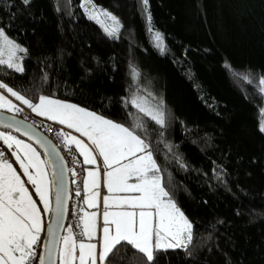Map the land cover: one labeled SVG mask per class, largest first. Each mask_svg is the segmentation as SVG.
I'll return each instance as SVG.
<instances>
[{"label":"trees","instance_id":"1","mask_svg":"<svg viewBox=\"0 0 264 264\" xmlns=\"http://www.w3.org/2000/svg\"><path fill=\"white\" fill-rule=\"evenodd\" d=\"M93 2L118 17V37L89 19L81 0H0V27L28 50L25 72L0 80L33 102L75 103L150 145L163 186L193 225L189 247L161 249L154 264H264V0H148L150 23L141 0ZM133 100L152 109L162 100L165 127ZM66 226L81 227L69 215ZM113 261L144 264L127 245Z\"/></svg>","mask_w":264,"mask_h":264},{"label":"snow or ice","instance_id":"2","mask_svg":"<svg viewBox=\"0 0 264 264\" xmlns=\"http://www.w3.org/2000/svg\"><path fill=\"white\" fill-rule=\"evenodd\" d=\"M20 3L28 6L31 0H20ZM141 5L150 23L148 0H141ZM80 6L85 9L88 18L95 20L109 38L118 37L122 27L118 17L107 10L98 9L93 0H81ZM149 31L152 32L153 29L150 27ZM154 40L155 46L159 48L161 54H164L167 49L163 44L162 34L155 32ZM27 51L10 38L3 27H0V72L10 69L15 73L23 74L25 68L21 61L24 56L17 54L26 55ZM225 67L230 69V65L226 64ZM133 72L135 74V69ZM242 78L247 83H252L247 76ZM44 79L47 80L46 75ZM257 87L264 95V77L259 79ZM0 90L15 97L37 116L66 125L67 128L74 129L87 137L102 157L105 168L112 169L103 173V186L109 193H136L132 196H103L102 235L98 233L94 236V231L97 229L96 212H84L83 216L79 217L83 230L78 235L87 238L89 242L85 243L84 240L78 242L75 239L77 234L71 231L68 235L61 237L59 229L65 212L62 189L57 188L55 208H50L49 184L54 181H49L45 171V167L50 163L54 166L55 161L41 160L31 145L24 144L10 134L0 132V140H3L9 149L15 144L18 150H23V159L15 152L13 155L27 176V182L35 186V192L43 203V212L53 213L56 224L55 228L52 224L47 226L45 252L37 254L34 251V245L40 240L42 231L40 209L28 194V189L12 165L7 160L0 161V264H32L34 259H38L39 264H57V261L59 264H77V262L78 264H114L113 257L118 255L120 248L124 245L140 254L144 264H154L155 253L161 249L189 247L193 240V225L163 186L162 175H157L161 173V169L153 159V153L149 150L150 145L141 136L128 127L66 101L40 95L38 102H33L3 80H0ZM132 104L161 128L165 127L162 100L157 103L155 109L145 108L136 100H133ZM0 109L21 111L2 93H0ZM261 111L264 115V109ZM5 126L13 127V125ZM135 127L143 129L144 125L137 123ZM260 130L264 132V121L261 123ZM56 135L57 138L63 137L65 142L75 143L81 155L84 156L86 164L96 163V158L89 148L75 136H67L63 132H57ZM29 138L31 139V136ZM40 142L45 143L44 140ZM45 154L49 157L59 155L54 146L51 152ZM130 156L134 159L126 164H120L122 160H128ZM62 159L61 157V161ZM29 169H34L35 174H31ZM133 176L138 182L129 184L128 180ZM97 178V171H88V178L84 180L86 192L89 190V185L93 189L99 186ZM76 195L79 196L80 192L77 191ZM98 196L99 193L92 192L84 203L89 207H98ZM125 204L139 211H109L110 207L119 208ZM239 214L238 211L237 215ZM93 239H96L97 243H91Z\"/></svg>","mask_w":264,"mask_h":264},{"label":"rangeland","instance_id":"3","mask_svg":"<svg viewBox=\"0 0 264 264\" xmlns=\"http://www.w3.org/2000/svg\"><path fill=\"white\" fill-rule=\"evenodd\" d=\"M80 5H81V3H80ZM95 5H96V4H95ZM96 7H97L98 9H104V8L98 6V5H96ZM81 9L83 10L84 14L88 17V14L86 13L85 9H84V8H81ZM104 10H105V9H104ZM102 19H103V18H102ZM91 20H92V19H91ZM93 21H95V20H93ZM95 22H96V21H95ZM109 23H110V22H109ZM98 25H99V24H98ZM99 26H100V25H99ZM100 27H101V26H100ZM152 35H153V37H154V33H152ZM19 45H20V44H19ZM17 55H18V56H23V53H18ZM21 62H22V61H21ZM0 93H2V94H3L8 100H10V101L12 102L13 105H14V101H15V102H18V100H16L15 97H12V96H11L10 94H8L7 92H4L3 90H0ZM58 100H59V99H58ZM61 101H65V100H61ZM66 102H68V103H72V102H69V101H66ZM19 103H20V101H19ZM72 104H75V103H72ZM75 105H77V104H75ZM78 106H79V105H78ZM80 107H81V106H80ZM0 110L8 111V112H10V113H15V112H14V109H13L12 111H9V110H7V109H0ZM0 132L6 133V134H10V135L16 137V139L22 141L24 144L31 145V144L28 143L26 140L20 138L18 135L14 134V133H12V132H10V131H6V130H3V129H0ZM75 133L77 134V139L80 140L83 144H85V145L89 148V150L91 151L92 155L96 158V163H95V164H86V163L84 162V156L81 155L80 151H79V150L77 149V147H76V150H77L78 154L81 156L82 163H83V165H84V176H85V177H84V179H83V184H82V191L85 193V198H84V200H85L87 197H89V196L91 195L92 192L99 193V196L97 197V204H98V207H89L88 205H87V207H88V209H89V211H88L89 213H91V212H96V214H97V229L94 231V236L97 235L98 233H99L100 235H102V227H103V215H102V213H103V196H105V195H107V196H109V197H112L113 195H116V196H132V195H136V193H131V192L109 193L108 190H107V188L103 186V173H104L105 171H111L112 169H106V168H105V166H104V164H103V159H102V157L99 156L98 151L95 149L94 145H92L91 142L87 139V137L82 136L80 133H78V132H76V131H75ZM0 141L3 142V140H0ZM3 143H4V142H3ZM68 143H69V142H68ZM4 145H5V144H4ZM5 146L7 147V149H9L7 145H5ZM31 147H32L33 149H35L32 145H31ZM35 150H36V149H35ZM9 152H10V156H9V158H5V160H7L8 163H10V164L12 165V168L15 169L17 175L20 176L21 180L24 182V186L28 189V194L32 197L33 201L36 203L37 208L39 207L40 210L43 209V203L40 202V200H39V196H38V195L36 194V192H35V186L27 182V176L24 174L23 170L20 168V164H19V163L17 162V160H16V157L13 155V153L15 152L17 155H19V156L21 157V159H23V156H24L23 150H22V149H19V150H18L17 147H16V145L13 144V145H12V148L9 149ZM36 152L39 154V158H40L41 160L44 161V158L42 157V155H41L37 150H36ZM138 155H142V154H138ZM0 158H1V157H0ZM3 158H4V157H3ZM1 159H2V158H1ZM131 159H134V157H131V156H130L128 160H122V161L120 162V164H121V165L126 164V163H128ZM25 163H27V161H25ZM98 165H101V166H102V170L98 169ZM115 166H116V165H114V167H115ZM42 167H44V166L42 165ZM89 170H95V171L98 172V178H97V180H98V185H99V186L96 187L95 189H93V188L91 187V185H89V190L86 192L85 189H84V180L88 178V171H89ZM45 171H46L47 176H48V179H49V181H50V177H49V172H48L47 166L45 167ZM29 172H30L31 174H33V175L35 174L34 169H29ZM157 175H158V173H157ZM137 182H138V181L136 180L135 176L129 178V180H128V183H129V184H133V183H137ZM49 189H50V191H49V200L51 201V186H50V184H49ZM110 203H111V200H110ZM90 208H92V210H90ZM116 210H120V211H133V210H134V211H137V212L139 211V209H132V208H130V207H129L128 205H126V204H125V205H122V206L119 207V208H117V207H115V206L109 208V211H116ZM48 215H49V213H47V214L44 213V216H45V218H46V221H47V219H48ZM186 218H187V217H186ZM187 219H188V218H187ZM82 230H83V226H82V224H81V227H80V229H79V231H78V233H77V235H76L77 241L79 242L80 240H84L85 243H88L89 241L87 240V238H85V237H81V236L78 235ZM69 231H71V230H70V227L66 226V227H65L64 234H63L62 236L68 235V234H69ZM91 243H97V240H96V239H93V240L91 241ZM40 244H41V240L39 241V244H37V247H38V248H36V250H39V246H40ZM61 246H62V242H61ZM77 264H78V262H77Z\"/></svg>","mask_w":264,"mask_h":264},{"label":"built area","instance_id":"4","mask_svg":"<svg viewBox=\"0 0 264 264\" xmlns=\"http://www.w3.org/2000/svg\"><path fill=\"white\" fill-rule=\"evenodd\" d=\"M14 105L16 106V108L21 109V111L19 112L15 111L14 109V112L15 114H17V116L21 117L23 120L32 124L37 129H39L59 149L66 163V167L69 175V182H70V193H69L67 215H69V219L71 223L75 227H78L80 223L79 217H81L83 210V199L81 197V191H80L83 183V172L80 163V157L78 152L67 142H65V139L63 137L57 138L56 135L57 132H63L68 136L70 134H73V132L70 131V129H68L64 125L48 120L46 117L37 116L34 112H32V110H30L28 107H26L25 105L19 102L14 101ZM0 153H2V155L0 156L9 158L7 149L1 143H0ZM98 168L101 170V165H98ZM77 191L80 192L79 196L76 195ZM74 212L75 214H73ZM41 246H42V239H41V244L39 246V250H36V248H38L37 246L34 249V251L37 254H40ZM32 264H38V259H34Z\"/></svg>","mask_w":264,"mask_h":264},{"label":"water","instance_id":"5","mask_svg":"<svg viewBox=\"0 0 264 264\" xmlns=\"http://www.w3.org/2000/svg\"><path fill=\"white\" fill-rule=\"evenodd\" d=\"M22 122V123H21ZM5 125H13V127H6ZM0 127H3L9 131H12L14 133H17L27 140L31 141L33 144H35L40 151L43 154L44 161H49L50 159L55 161V164H48L47 169L49 172L50 181H54V183H50L51 186V201H50V208H55V193L57 188L62 189V197H63V205L65 208L64 212V218L61 221V227L59 229L60 236L62 237L63 230L66 224V218H67V209H68V202H69V193H70V182H69V175L68 170L66 167V163L64 159L61 161V153L59 149L56 147V145L45 135L43 134L39 129H37L32 124L26 122L21 117L0 110ZM27 133V134H26ZM31 136V139L29 138ZM44 140L45 143L42 144L40 141ZM55 147V150L57 153H59L58 156L55 157H49L46 155V152H51L52 147ZM63 158V157H62ZM53 213H49L48 219L45 222L44 229H43V236H42V246H41V252L44 253V243L47 239L45 233L47 226L49 224H52L53 228L56 227V224L53 220ZM39 264V261H38ZM58 264V261H57Z\"/></svg>","mask_w":264,"mask_h":264},{"label":"crops","instance_id":"6","mask_svg":"<svg viewBox=\"0 0 264 264\" xmlns=\"http://www.w3.org/2000/svg\"><path fill=\"white\" fill-rule=\"evenodd\" d=\"M65 126H66V125H65ZM71 130H73V131L75 132L74 129H71ZM69 136H75V137L77 138V134H76V133H75L74 135H69ZM0 143H1L5 148H7V147L4 145V143H3L2 141H0ZM69 144L72 145V146H74V147L76 148L75 143H70V142H69ZM0 157L2 158V159L0 158V161L5 160V158H3L2 156H0ZM84 177H85V176H84ZM84 198H85V193L83 192V204H84V206H83L82 216H83L84 212H88V211H89V209H88V207H87V204L84 203ZM38 208H39V207H38ZM39 209H40V208H39ZM90 210H92V208H90ZM40 219H41V224H42V231H41V233H40V240H41V239H42V236H43L44 225H45V216H44L43 209L40 210ZM80 226H81V224H80ZM79 229H80V228H79ZM79 229L76 231V234L78 233ZM71 232H72V231H71ZM72 233H73V232H72ZM75 239L77 240L76 235H75ZM40 240H39V241H40ZM39 241H38V243H39ZM38 243H37V244H38ZM37 244L34 245V249L36 248ZM58 264H59V262H58Z\"/></svg>","mask_w":264,"mask_h":264}]
</instances>
